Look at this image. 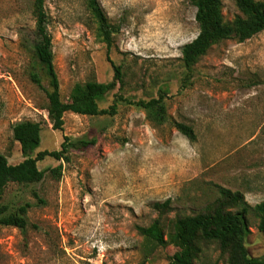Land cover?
Wrapping results in <instances>:
<instances>
[{"label": "rangeland", "instance_id": "obj_1", "mask_svg": "<svg viewBox=\"0 0 264 264\" xmlns=\"http://www.w3.org/2000/svg\"><path fill=\"white\" fill-rule=\"evenodd\" d=\"M264 1V0H261ZM34 0H0V152L11 165L25 160L14 140L20 122L42 125L41 151H59L65 138L96 141L70 154L69 162L47 158L39 184L11 183L0 204L15 212L30 205L26 233L0 226V264H169L183 251L178 242L151 251L138 227L150 226L157 203L172 200L168 225L177 215H196L219 197L217 186L245 195L251 207L264 203V31L239 43L214 46L184 85L182 48L199 34L196 8L188 0H99L117 30L111 60L124 83L101 102L117 97L134 103L165 95L169 122L159 125L134 105L118 104L114 116L67 113L62 130L48 118V98L33 80L36 66ZM87 0H47L61 96L77 83H109L114 69L97 34ZM227 21L240 15L236 0H223ZM175 123L194 128L191 143ZM63 167L60 177L51 169ZM246 246L264 258V232L248 215ZM196 264H228L215 244H203Z\"/></svg>", "mask_w": 264, "mask_h": 264}, {"label": "trees", "instance_id": "obj_2", "mask_svg": "<svg viewBox=\"0 0 264 264\" xmlns=\"http://www.w3.org/2000/svg\"><path fill=\"white\" fill-rule=\"evenodd\" d=\"M47 0H34L33 13L36 19V42L33 47L36 66L48 80V88L44 87L38 73L34 74V82L46 93L48 98V118L54 130H62L65 115L73 113L86 117L114 116L120 102L137 106L144 110L153 122L163 125L169 122L165 95L149 101L134 103L117 97L108 109H101L100 102L116 87L124 83V72L110 58L117 30L109 23L99 0H87V9L93 17L98 37L107 46V59L114 69V79L109 83H101L96 79L85 83H77L73 87L69 100L61 96L59 77L54 63L53 40L48 32L45 5ZM196 8V22L199 27L197 38L182 48L184 67L183 82L188 85L194 75L196 65L216 45L228 40L243 43L264 31V1L236 0L240 15L227 21L223 14V0H188ZM178 132L191 143H196L194 128L183 123L173 125ZM42 125L38 122H20L14 126V140L21 146L25 160L18 165H11L8 158L0 152V201L11 183L30 185L41 183L46 171L39 168V163L47 158L58 162H69L70 154L96 145V141L84 139L71 140L65 138L59 151H41L33 157L42 143ZM51 173L60 177L63 167L51 169ZM219 197L207 205L196 215H177L168 225L165 216L172 211V200L154 205L159 217L148 227H138L139 234L147 242L151 251L164 248L171 242H178L184 249L176 252L169 264H196L203 244H215L222 254L227 255L228 264H264V258L250 256L246 239L250 234L248 215L252 212L259 219V230L264 232V203L251 207L245 195L232 192L217 186ZM30 205L21 206L17 211L0 204V226L13 227L26 233L29 228L28 210ZM153 249V250H152Z\"/></svg>", "mask_w": 264, "mask_h": 264}]
</instances>
